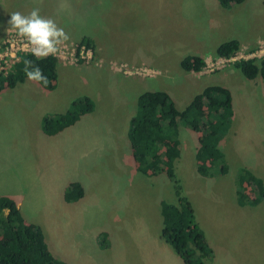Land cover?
I'll return each mask as SVG.
<instances>
[{
  "label": "rangeland",
  "instance_id": "374dc122",
  "mask_svg": "<svg viewBox=\"0 0 264 264\" xmlns=\"http://www.w3.org/2000/svg\"><path fill=\"white\" fill-rule=\"evenodd\" d=\"M53 1L0 0V16L5 9L26 15ZM189 1L197 2L64 0L73 13L68 20L59 18L61 27L75 31V39L92 29L99 54L93 50L86 63L60 62L68 68L58 65L53 91L28 79L0 93V183L4 179L6 187L0 198L20 203L26 222L43 230L48 250L69 264H185L160 236L161 201L177 203L174 184L166 173L146 176L137 170L128 131L143 93H170L183 110L198 104L197 95L214 85L233 96V123L219 144L228 172L214 178L197 172L198 135L184 126L175 172L197 222L216 248V256L206 264H264V200L242 207L237 199L241 169L264 186V80H248L234 66L235 61L254 58L251 54L264 41V0H246L226 13L228 36L219 39L256 42L241 45L234 60L213 56L218 40L198 43L201 26H195L201 21L206 26L222 23L224 14L208 15L203 5L195 9ZM39 15L49 19V13ZM182 50L187 56L204 57L206 67L184 71L175 57ZM82 96L93 97L92 113L56 136L42 132L44 116L65 113ZM60 162L66 179L85 188L84 199L73 205L62 200L58 189L59 195L52 197V182H46ZM71 184L66 182L67 187ZM68 217L71 220L63 222ZM58 227L64 238L71 233L69 240L77 244L70 260L53 247ZM102 232L108 234L105 249L98 238ZM86 244H92L91 250Z\"/></svg>",
  "mask_w": 264,
  "mask_h": 264
},
{
  "label": "trees",
  "instance_id": "16d2710c",
  "mask_svg": "<svg viewBox=\"0 0 264 264\" xmlns=\"http://www.w3.org/2000/svg\"><path fill=\"white\" fill-rule=\"evenodd\" d=\"M221 7L230 9L246 0H218ZM78 50L85 47L94 50L90 37L78 43ZM241 43L230 40L217 47L213 56L223 59L235 57ZM253 51V50H252ZM25 60L30 61L29 70L39 67L47 83L36 81L45 90L53 91L58 78L59 59L53 56L34 57L23 55L21 61L7 76H0V93L14 89L28 80ZM186 72H201L207 65L205 58L188 55L181 61ZM248 80H264V56L241 59L234 62ZM199 102L187 109L177 108L174 98L164 91L145 92L140 95L137 112L131 120L128 139L137 170L146 176L166 173L173 182L177 203L161 201L163 227L161 239L170 245L185 264H206L215 252L206 233L197 222L192 202L183 195L182 186L175 172V162L181 157L180 127L191 129L198 135L196 151L197 172L207 178L224 175L228 165L219 144L230 130L234 118L233 96L229 89L219 85L208 86L196 97ZM95 110L94 101L88 96L74 100L63 114H48L42 119V132L56 136L73 126L82 116ZM238 204L256 206L264 200L262 182L246 169H241L237 180ZM250 189L253 197L247 193ZM84 197L80 183H72L65 191V199L75 203ZM7 209V213H5ZM102 248H108V234L98 236ZM0 264H69L53 255L44 241L43 230L26 222L17 203L0 198Z\"/></svg>",
  "mask_w": 264,
  "mask_h": 264
},
{
  "label": "crops",
  "instance_id": "0c3cea01",
  "mask_svg": "<svg viewBox=\"0 0 264 264\" xmlns=\"http://www.w3.org/2000/svg\"><path fill=\"white\" fill-rule=\"evenodd\" d=\"M199 1H200V3H198ZM192 2L195 3V9L197 7H199L200 5H203L205 10H207L208 15L223 13L224 16H225L224 21L222 23L216 21L212 25H211V23L210 24L208 23L207 24L208 26H206V23L204 21H201L197 26H195L197 28L199 26H201V36H200L201 40H198V43L205 44L207 42L208 43H214V42H218V41L220 42L217 45H215V49L212 51L214 53L219 45H221L224 42H227V41L231 40L229 37L225 41H224V38H222V39H219V38H221L223 36H228V32L224 29V28H228L229 29V19H228V14L229 13L228 14H226V13L230 12V11H234L235 7L237 5H234L230 9H224L223 7H221V5H220L218 0H197V2L189 1V6L193 5ZM66 4L67 3H65L64 0H55V1L51 2L50 4H46V8H38V10L40 12H42V13H49V17L48 18L53 20L58 27L63 28V27H61V24L59 23V21L61 20L62 16H64L65 19L68 20L70 18V16L72 15V13H73L72 11L69 10V8L66 7ZM197 4H199V6H197ZM222 8L224 9V10H222V12H216V11H219V10L221 11ZM188 11L191 12L193 10L188 8ZM81 12H84V9ZM194 12H196V11H194ZM12 13H14V12H11L10 14H8L7 9H5L4 10V17L2 16V14L0 16V39L3 38V36L5 35L7 29L11 28V26L6 21L8 19L10 20V16H11ZM27 13H29V12H27ZM21 14H23V13H21ZM59 18H60V20H59ZM63 30H65V28H63ZM64 32L67 35V40H64V41H67V42H80L82 40V38L90 37L93 40L94 44H95V49L94 50L96 51L97 55L99 54V49L97 48L96 42L93 39L94 35L92 33V29L90 31H88V33H85V36H82V37L77 38V39H75L73 37V34H71V33H74L75 31L71 30V31H64ZM225 38H227V37H225ZM250 43H256V42H246V43H241V45L250 44ZM186 45L187 44H185L184 46H186ZM186 56H187V52L183 53V50H182V52L180 54L175 55V57L178 58L180 63ZM169 60H171V59H169ZM205 61H206V63H208L207 60H205ZM59 65H61L63 70L68 68L67 66L62 65L61 63H59ZM91 99H93V97H91ZM196 151H197V147H196ZM60 165H62V162H60V164H59V166L57 168L55 167V171H53V175H52L53 179L51 178V179L47 180L46 182H48V183L52 182V186H51L52 187V189H51L52 190V197L54 195H59L58 191H56V189H58L61 192L62 200H64L65 199V189L67 187L66 182L68 184L76 183V182H71V181H68L66 179V175H65L64 171L62 170V166H60ZM3 183H4V179H1L0 190L6 189V187L3 185ZM63 190H64V193L62 192ZM85 195H86V193H85V188H84V197H85ZM84 197L82 199H84ZM82 199L79 200V201H82ZM62 202H64V201H62ZM75 203H77V202H75ZM75 203H71L69 205H73ZM17 205H18V207L20 209L22 208V205H20V203H18ZM63 207H64V205L60 206V208H63ZM55 217L61 218V214H55L54 218ZM67 220H71V217H68V218L64 219L63 222H66ZM53 223L54 224H61L60 221H58V222L54 221ZM55 234H56V236L54 237L55 243L53 244V247L55 248L56 254L57 253L58 254L62 253L64 256H66L68 258L67 260H70L71 258L74 257L73 254L76 255L75 253L77 252V244L74 243L73 240H69V236H70L71 233L68 235L67 238H64L62 236L60 227H58L56 229ZM81 245H82V243H81ZM74 246L76 248V251L74 249ZM86 246L88 247V249L91 250L92 244L91 245H89V244L87 245L86 244ZM211 247L214 249V251L216 250V248H214L213 245H211ZM54 254L55 253H53V255ZM215 256H216V251H215Z\"/></svg>",
  "mask_w": 264,
  "mask_h": 264
},
{
  "label": "clouds",
  "instance_id": "9594fccd",
  "mask_svg": "<svg viewBox=\"0 0 264 264\" xmlns=\"http://www.w3.org/2000/svg\"><path fill=\"white\" fill-rule=\"evenodd\" d=\"M11 29L15 30L18 37H23L31 45V53L34 57H44L57 52V45L67 40L63 28L58 27L51 19L39 15L38 9L31 10L28 14L14 12L7 22ZM25 75L29 80L43 81L47 78L41 74L39 67L29 70L30 61L25 60ZM5 209V213H7Z\"/></svg>",
  "mask_w": 264,
  "mask_h": 264
},
{
  "label": "built area",
  "instance_id": "2783aa9c",
  "mask_svg": "<svg viewBox=\"0 0 264 264\" xmlns=\"http://www.w3.org/2000/svg\"><path fill=\"white\" fill-rule=\"evenodd\" d=\"M79 44H66L61 42L58 44L57 52L47 56H53L64 64H73L81 62H89L92 50L85 47L78 50ZM31 54V45L23 37H18L14 29H8L0 39V76H7L19 64L23 55ZM254 58L264 56V41L259 42L258 49L251 54ZM45 57V56H44ZM236 57V56H235ZM235 58L227 59L234 60Z\"/></svg>",
  "mask_w": 264,
  "mask_h": 264
}]
</instances>
